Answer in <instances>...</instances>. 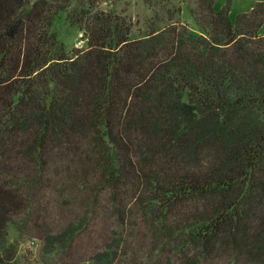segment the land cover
Segmentation results:
<instances>
[{
  "label": "trees",
  "instance_id": "16d2710c",
  "mask_svg": "<svg viewBox=\"0 0 264 264\" xmlns=\"http://www.w3.org/2000/svg\"><path fill=\"white\" fill-rule=\"evenodd\" d=\"M102 1L0 0V264H264V1Z\"/></svg>",
  "mask_w": 264,
  "mask_h": 264
},
{
  "label": "rangeland",
  "instance_id": "374dc122",
  "mask_svg": "<svg viewBox=\"0 0 264 264\" xmlns=\"http://www.w3.org/2000/svg\"><path fill=\"white\" fill-rule=\"evenodd\" d=\"M177 3V0H171ZM215 8H222L228 0H215ZM264 0H229L230 10L229 17L232 22L239 12L247 11L254 2ZM100 8L104 10L113 9L125 15L131 22V36H141L145 31V22L151 16V11L145 7L142 0H103L100 3ZM180 17L185 21L189 28L199 33L200 29L195 24L186 6L180 5ZM54 30L56 31L57 40L63 45L65 52L69 53L72 49L81 48L85 44V38L82 32L76 26H72L65 21V14L59 13L54 22ZM261 34H264V24L259 29ZM80 44V45H79ZM94 228V227H93ZM14 232L10 230V238H13ZM40 243L36 239H26L20 243L19 249L22 255L21 264H43L39 259Z\"/></svg>",
  "mask_w": 264,
  "mask_h": 264
},
{
  "label": "built area",
  "instance_id": "2783aa9c",
  "mask_svg": "<svg viewBox=\"0 0 264 264\" xmlns=\"http://www.w3.org/2000/svg\"><path fill=\"white\" fill-rule=\"evenodd\" d=\"M80 45V44H79Z\"/></svg>",
  "mask_w": 264,
  "mask_h": 264
}]
</instances>
